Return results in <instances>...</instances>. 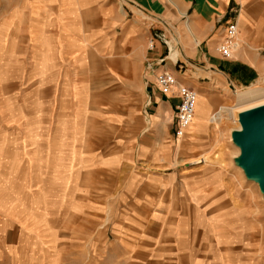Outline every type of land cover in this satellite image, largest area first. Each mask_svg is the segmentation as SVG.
<instances>
[{
  "label": "rangeland",
  "instance_id": "1",
  "mask_svg": "<svg viewBox=\"0 0 264 264\" xmlns=\"http://www.w3.org/2000/svg\"><path fill=\"white\" fill-rule=\"evenodd\" d=\"M59 1L44 11L0 0V115L14 116L20 128L29 118L31 128L28 147H18L17 135L0 139V264H157L151 256L157 246L171 248L174 228L187 227L189 245L201 244L205 221L193 219L196 210L211 212L216 199L217 208L227 207L231 197L252 206L249 244L261 247L256 262L264 264V199L235 162L239 148L231 139L241 125L228 111L214 119L220 106H234L238 94L264 84L224 76L210 85L206 63L181 56L174 65L181 51L174 39L163 40L173 36L151 27L171 49L163 65L196 80V115L178 138V100L160 92L159 72L123 59L129 48L119 42L121 27L110 28L104 49L103 5L130 4L80 0L60 19ZM64 24L73 42L64 40ZM157 95L172 99L174 109L159 108Z\"/></svg>",
  "mask_w": 264,
  "mask_h": 264
},
{
  "label": "crops",
  "instance_id": "2",
  "mask_svg": "<svg viewBox=\"0 0 264 264\" xmlns=\"http://www.w3.org/2000/svg\"><path fill=\"white\" fill-rule=\"evenodd\" d=\"M21 1L28 6L49 11L48 6H51L55 0ZM79 1L60 0L57 2L60 7L59 18L66 17L68 13L69 15L75 13ZM124 1L130 6L121 8V6L109 3L102 7V31L105 30L103 36L106 43L104 49L110 47V28L121 27L119 42H124L129 48L128 53L123 55V59H131L136 66L145 63L146 68L155 76L165 68L174 72L173 65L160 63L162 59L166 60L171 49L167 44L162 43V38L161 40L156 39L154 35L157 33L151 30V27L166 28L173 37L164 34L163 40L174 39V46H178L181 51L176 62L171 60L174 65L182 60L181 56L189 61L198 60L206 63L209 67L208 73L211 74L209 77L212 78L210 85L214 87L223 81L224 76L230 79L235 77L237 81H254L264 84V0ZM142 13L150 19H146ZM232 17L236 19L239 26L241 45L237 48L234 58L226 59L222 57L218 47L224 39L225 28ZM65 26L66 24L63 25L62 32L64 40L73 42V34ZM153 39L156 40V45L154 50L150 51V42ZM49 50L50 48L47 47L46 52L42 54L43 68L49 65L51 59ZM148 61L153 63L151 67L148 66ZM156 65L161 66L154 70ZM244 70L247 74L241 75L240 73ZM175 72L174 74L181 83L190 87L196 84L194 77H186L177 69ZM207 88V86L201 87L200 92L205 94ZM160 96H154L159 108L174 109L172 99L164 100ZM20 123L23 124L21 128L15 125L14 116L0 115V139L7 134L13 138L17 135L22 140L21 144L18 143V147L30 146V119L23 117ZM77 164L78 162L74 159V164L72 163L71 166L76 167ZM218 201L219 199H216L211 202V212L201 211L200 213L196 210L193 219L205 221L202 228H198L202 237L201 244L197 240L196 243L191 242L189 245L188 239L185 238L189 232L188 228L176 227L173 229L175 233H172L174 242L172 240L171 243L174 244L168 250L167 247L161 249V246H157L158 249L151 256V261L156 258L157 264H260L256 262L255 254L260 252L261 247L249 244L256 225L252 206L249 203L242 206L231 197V202L227 207L217 208ZM240 220H242L241 223ZM212 222L215 223L213 228L210 227ZM221 222L223 225L218 226ZM196 224L195 227H198V222ZM260 236L258 239H261L263 243L264 226H262Z\"/></svg>",
  "mask_w": 264,
  "mask_h": 264
},
{
  "label": "built area",
  "instance_id": "3",
  "mask_svg": "<svg viewBox=\"0 0 264 264\" xmlns=\"http://www.w3.org/2000/svg\"><path fill=\"white\" fill-rule=\"evenodd\" d=\"M239 41L238 23L228 24L225 28L224 39L218 47L221 55L225 58H232L238 48ZM150 48H154L153 40L150 42ZM162 62H164V59L160 61V63ZM152 64L151 61H148L149 67ZM156 82L163 95L178 100L175 104V134L178 138H182L187 135L188 128L193 123L198 102V92L195 88L181 83L177 76L168 68L157 74Z\"/></svg>",
  "mask_w": 264,
  "mask_h": 264
},
{
  "label": "water",
  "instance_id": "4",
  "mask_svg": "<svg viewBox=\"0 0 264 264\" xmlns=\"http://www.w3.org/2000/svg\"><path fill=\"white\" fill-rule=\"evenodd\" d=\"M240 129L231 139L239 148L235 162L246 177L258 183L264 198V105L239 114Z\"/></svg>",
  "mask_w": 264,
  "mask_h": 264
},
{
  "label": "bare ground",
  "instance_id": "5",
  "mask_svg": "<svg viewBox=\"0 0 264 264\" xmlns=\"http://www.w3.org/2000/svg\"><path fill=\"white\" fill-rule=\"evenodd\" d=\"M235 91H238V89ZM237 98H238V102L234 106H229V107L227 105L220 106L221 107L219 110L220 112H218V114H215L214 119L216 121L221 120L223 115L222 112L228 111L232 116V118L234 119L235 123L239 124L240 113L264 105V88H259V87L250 88L247 91L238 94ZM198 101H199V97H198ZM197 105H196V109H197Z\"/></svg>",
  "mask_w": 264,
  "mask_h": 264
}]
</instances>
